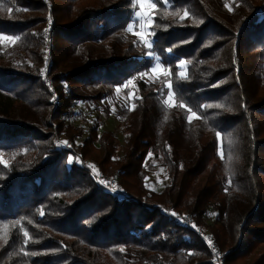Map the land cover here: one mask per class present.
Listing matches in <instances>:
<instances>
[{"label":"trees","instance_id":"1","mask_svg":"<svg viewBox=\"0 0 264 264\" xmlns=\"http://www.w3.org/2000/svg\"><path fill=\"white\" fill-rule=\"evenodd\" d=\"M150 1L0 0V264H264V0Z\"/></svg>","mask_w":264,"mask_h":264},{"label":"rangeland","instance_id":"2","mask_svg":"<svg viewBox=\"0 0 264 264\" xmlns=\"http://www.w3.org/2000/svg\"><path fill=\"white\" fill-rule=\"evenodd\" d=\"M137 2H138L137 12H140L141 15L139 17H137L140 20V29L136 32V34L145 43V41L148 42V40L146 38V34L148 31V25L150 23L151 9H152L153 5H152V2L150 0H137ZM141 34H143V35H141ZM159 72H161V67L157 63L151 69V72L147 75V78L148 79L153 78ZM125 84H123L120 87L119 86L116 87L115 95H116V98L119 102L130 105L132 92L126 93L124 91ZM111 103H113V102H111ZM103 105H104L103 103H99L96 110L101 115V118L104 120L106 129H110L115 134L116 144H117L118 150L120 152L122 145H123V136H124V132L122 131L123 122L119 120L118 116L110 115V114L105 115V113L99 109ZM112 108H113V110L117 109L115 107V105H113V104H112ZM85 109L87 111L89 110L88 104H85ZM109 177H116L117 180L120 179L117 174L113 175V176H109ZM145 181L147 183V186L156 192H159L163 188V186L168 182V176L166 174L164 167L160 166L157 163L156 159H152V162L149 165V173H148ZM204 232L207 233V231H204Z\"/></svg>","mask_w":264,"mask_h":264},{"label":"built area","instance_id":"3","mask_svg":"<svg viewBox=\"0 0 264 264\" xmlns=\"http://www.w3.org/2000/svg\"><path fill=\"white\" fill-rule=\"evenodd\" d=\"M57 140L58 141H61V138H57ZM64 145H66V146H73L72 144H71V142L70 141H67V140H65L64 141ZM91 171L93 172V173H95L94 172V170L93 169H91ZM97 178L99 179V181H101L103 184H105V185H107L110 189H112V188H116L115 187V183L117 182V178L116 177H105V176H102V175H99V174H97ZM117 190H118V188H116ZM117 190H115V191H117ZM202 236L203 237H206V240H207V242H208V244H209V247L212 249V250H215V245H214V243H213V241H211L210 239H209V237L206 235V234H202ZM220 257V254H218V258ZM218 264H221L220 262L218 263Z\"/></svg>","mask_w":264,"mask_h":264},{"label":"snow or ice","instance_id":"4","mask_svg":"<svg viewBox=\"0 0 264 264\" xmlns=\"http://www.w3.org/2000/svg\"><path fill=\"white\" fill-rule=\"evenodd\" d=\"M135 15L137 16V17H139L140 15H141V13L140 12H136L135 13ZM185 15H187V13H185ZM129 28H131V25H129ZM141 35H143V34H141ZM145 43L147 44V46L149 47V48H151V43H148L147 41H145ZM149 55H151V53H149ZM184 64V61L183 60H181L180 61V65H183ZM155 70V69H154ZM184 74L183 73H181V76H183ZM168 87H171V85L169 84L168 85ZM172 95V93L171 92H169V96H171ZM216 107H222V105H216ZM190 111V110H189ZM193 115H195V113H193ZM188 119H189V121L192 119V116H189L188 117ZM217 135L219 136V133H217ZM68 161L69 162H72V157L71 156H69L68 157ZM111 190H113V191H115V190H117L116 188H112ZM41 214H43V213H41Z\"/></svg>","mask_w":264,"mask_h":264}]
</instances>
